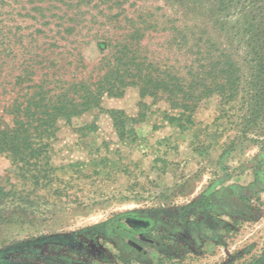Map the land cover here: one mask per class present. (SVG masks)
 <instances>
[{"label": "rangeland", "instance_id": "rangeland-1", "mask_svg": "<svg viewBox=\"0 0 264 264\" xmlns=\"http://www.w3.org/2000/svg\"><path fill=\"white\" fill-rule=\"evenodd\" d=\"M125 6L159 22L171 16L199 23L174 0H128ZM100 10L89 8L87 27L57 41L79 49L84 76L105 49L98 41L120 31ZM24 12V0H0V91L23 37L40 27L25 21ZM150 30L142 45L161 49V32ZM45 31L44 47L52 40ZM59 64L53 55L47 61L51 70ZM139 100L136 87L102 100L103 109L127 115L121 138L102 110L70 125L60 122L49 153L54 172L41 185L0 155V264H264V114L249 123V113L238 106L221 111L213 95L198 104L194 124L183 130L164 119L168 106L161 100L145 98V117L136 120ZM90 122L95 131L77 130ZM220 193L229 196L225 203ZM132 214L154 221L153 242L141 243V253L127 248L126 232L115 229L120 216Z\"/></svg>", "mask_w": 264, "mask_h": 264}, {"label": "trees", "instance_id": "trees-1", "mask_svg": "<svg viewBox=\"0 0 264 264\" xmlns=\"http://www.w3.org/2000/svg\"><path fill=\"white\" fill-rule=\"evenodd\" d=\"M54 1L57 6L24 0L25 21H38L40 27L23 37L16 67L7 72L0 91V155L34 185L54 172L49 153L60 122L70 125L98 109L109 115L119 138L126 133L125 112L103 109L101 103L104 97L123 96L128 87H136L140 98L136 120L145 117L140 109L145 98L161 100L168 106L164 119L183 130L194 124L198 104L213 95L220 98L221 111L238 106L249 113V123L264 114V0H174L185 17H197L199 23L193 24L184 17L159 22L151 15L132 14L125 6L128 0ZM199 6L206 10L197 11ZM89 8H101L120 31L114 39L98 41L105 49L94 71L84 76L79 49H66L57 41L87 27L89 19L83 15ZM46 28L52 40L44 47ZM149 29L161 32V49L142 45ZM6 51L11 56L12 50ZM52 55L60 61L54 70L47 65ZM77 130L86 135L96 126L85 123Z\"/></svg>", "mask_w": 264, "mask_h": 264}, {"label": "flooded vegetation", "instance_id": "flooded-vegetation-1", "mask_svg": "<svg viewBox=\"0 0 264 264\" xmlns=\"http://www.w3.org/2000/svg\"><path fill=\"white\" fill-rule=\"evenodd\" d=\"M152 222L153 221H151V218L148 216L132 214L123 217V219L118 218V224L115 229H121L126 232L123 241L128 244L127 248L141 253V243L152 244L153 242L149 237L154 230V224ZM131 238L134 239L135 242H131L129 240Z\"/></svg>", "mask_w": 264, "mask_h": 264}, {"label": "crops", "instance_id": "crops-1", "mask_svg": "<svg viewBox=\"0 0 264 264\" xmlns=\"http://www.w3.org/2000/svg\"><path fill=\"white\" fill-rule=\"evenodd\" d=\"M225 187L227 188V187H229V186H225ZM219 195H220L219 198L221 199V200H219V202H221V203H222V202L225 203V201H227V199H229V196H228V195H225V193H220ZM219 198H218V199H219ZM234 201L238 202V199H236V200H234ZM219 204H220V203H219ZM218 211H219V210L216 209V212H218Z\"/></svg>", "mask_w": 264, "mask_h": 264}]
</instances>
